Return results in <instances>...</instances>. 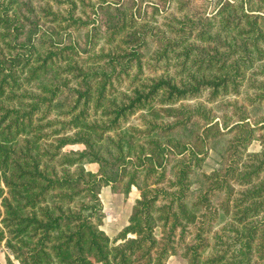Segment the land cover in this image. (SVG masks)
Wrapping results in <instances>:
<instances>
[{
	"label": "trees",
	"instance_id": "trees-1",
	"mask_svg": "<svg viewBox=\"0 0 264 264\" xmlns=\"http://www.w3.org/2000/svg\"><path fill=\"white\" fill-rule=\"evenodd\" d=\"M16 7L17 0H0V246L19 264H167L175 254L188 264H264V132L262 150H247L264 124L251 127L239 115L230 129L248 136L237 132L223 167L201 179L207 151L197 142L222 134L212 132L219 123L201 113L208 121L204 137L190 138L193 143L172 137L196 119L179 103L239 93L241 78L255 67L264 78V0H222L216 26L184 20L158 30L166 43L157 62L167 68L148 76L147 33L125 6L104 9L103 28L94 32L101 42L92 39L97 25L82 42L63 36L51 8L44 11L55 24L44 28L37 16L21 19ZM63 19L76 28L89 25L73 14ZM124 81L129 92L113 91ZM256 88L262 101L264 80ZM56 100L67 109L54 110ZM154 104L156 119L133 129L141 144L111 136ZM184 112L189 116L177 118ZM102 140L115 151H102ZM76 144L84 148L65 150ZM122 183L125 193L136 186L141 195L113 242L101 229L100 192ZM7 262L15 264L10 256Z\"/></svg>",
	"mask_w": 264,
	"mask_h": 264
},
{
	"label": "rangeland",
	"instance_id": "rangeland-1",
	"mask_svg": "<svg viewBox=\"0 0 264 264\" xmlns=\"http://www.w3.org/2000/svg\"><path fill=\"white\" fill-rule=\"evenodd\" d=\"M221 2L222 0H17L18 7L16 8H19L21 19L24 20L26 16L31 19L30 21H34L37 16L41 21L40 25H43L44 28L55 24L54 21H50L52 15L44 11L45 8H51L53 12L58 14L57 20L60 22L59 29L63 36H72L73 38L78 37L82 42L86 39L88 31L91 33L90 28L97 25L98 28L92 31V39L101 42L102 37L94 32L100 30V26L101 29L103 28L102 18L104 9L108 8L115 10L125 6L126 13L133 15L134 18L139 21L138 25L141 26L139 30L143 33H147V44L146 47H144L143 52L145 61L144 76H148L153 73H160L167 68V65L164 64L163 60L157 62V58L163 48H165L164 45L166 42L162 41V37H158L156 32L160 30V32L165 33L167 28L170 31L173 27L179 26L178 22L184 20L190 21L197 26V28L204 26L206 22H211L216 26V20L214 17L216 16V10L219 8ZM46 14H48V16H46ZM70 14H73L76 17H81L89 22V25L82 26L81 28L69 25L68 21L63 18H67ZM191 40H194V36H191ZM195 41L201 42L197 38H195ZM98 48L99 46H96V49ZM104 48L105 50L103 52H107L110 47L105 45ZM171 69L173 70L174 68L171 67ZM259 69L260 68L255 67L249 70L244 78H241L239 93L222 96L219 100L214 102H209L207 99L208 96L205 97L204 95L200 96L199 99L191 100L186 103H179L182 105L184 104L183 107H186L187 109H193L195 113L194 117L196 119L195 121L187 123L185 127H178L172 132V137L181 141L193 143L191 139L196 135H203V128L206 123H208L202 114H206L207 117L213 118L219 123L212 132L216 131L218 128L223 130L222 134L219 136H211V139L206 142L204 141V143L201 142V140L197 142L199 150L207 151L206 158L197 174V178L201 179V174L212 173L223 167L224 153L230 142L235 140L236 136H238V134H236L237 132H239L240 135L243 134L248 136V132L246 133V131L230 129V127L236 123L234 120L237 119L239 115L247 117L245 122H248L251 127L257 126L256 123H258L259 126L264 124V99H262V101H260L261 99H259V101L255 99V96L259 94L256 85L264 80L262 74L256 73ZM133 71L136 72L137 68L133 69ZM126 80H128V78H126ZM116 86L113 88V91L116 93L129 92V81L116 83ZM227 101L232 102L229 105H226L225 102ZM54 103L53 109L56 111L64 110L65 108L67 109V104L61 100H56ZM202 103L203 107H200V104ZM158 107L157 104H154L153 107L146 108L145 110L130 116L123 122L122 132L119 130L118 132H112L111 136L118 140L119 137L117 134H123L127 141L135 142L137 143L136 145L141 144L143 139L136 141V138H140L141 134L138 132L136 133L133 129L145 128L147 120L156 119ZM187 109H185V111H188ZM189 114V112H184L179 114V117L177 118L182 119L185 118V116H189ZM225 120H228L230 123L228 129L225 127ZM263 132L264 131L261 129L255 130V137L247 148L248 152L254 153L262 150L263 142L259 137ZM99 146L104 152L115 151L114 147L108 140H102L99 142ZM83 148V144H76L65 147V150H81ZM175 160L176 158H171L168 170L170 176L174 173L172 164ZM86 167L92 172H98L100 168L97 163H87ZM192 183L194 188L198 184L196 179H193ZM123 186L124 183L115 188L111 185H104L100 192L104 212L101 229L110 236L111 241L113 242H116L119 232L129 224L133 207L141 195L140 190L136 186L132 187L129 193L124 192ZM194 196L195 195L191 197L190 201L194 200ZM160 234L161 229L158 227L156 228V235L160 236ZM120 241L122 240H118L117 242ZM9 256L15 264H19L14 256L10 254L6 246L2 244L0 246V264H7ZM188 262V258L183 254L171 255L167 259V264H188Z\"/></svg>",
	"mask_w": 264,
	"mask_h": 264
}]
</instances>
